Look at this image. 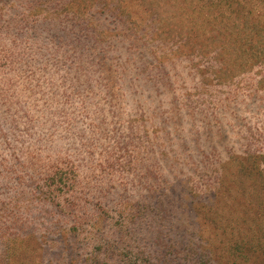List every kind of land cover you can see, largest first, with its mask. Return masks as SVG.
<instances>
[{"label":"rangeland","instance_id":"rangeland-1","mask_svg":"<svg viewBox=\"0 0 264 264\" xmlns=\"http://www.w3.org/2000/svg\"><path fill=\"white\" fill-rule=\"evenodd\" d=\"M56 1L0 0V264H234V241L264 245L261 3L234 40L176 1L172 31L107 13L101 36Z\"/></svg>","mask_w":264,"mask_h":264},{"label":"trees","instance_id":"trees-1","mask_svg":"<svg viewBox=\"0 0 264 264\" xmlns=\"http://www.w3.org/2000/svg\"><path fill=\"white\" fill-rule=\"evenodd\" d=\"M176 1V6H179L180 11H184L185 14L193 13L198 16L200 20L204 18L206 25L212 26L211 37L217 35L221 38L223 33L227 32V27L233 26L236 32L234 40L239 39L241 28L246 26V17L248 14L252 13V9H255L257 2L261 3L264 8V0H58L57 5L63 9L70 12V17L76 19L80 26L89 27L90 25L100 28V32L96 33L101 36L104 34L112 33L111 31L105 30L102 25H100L98 15L111 14L116 21L118 20L123 24V20L126 19L128 22H133L136 24V20L133 18L135 13L138 14H150V21L162 26L163 28L169 27L171 31L173 30V25L184 24L180 23L176 18L178 14L174 16H168L167 11H161L163 9H168L172 2ZM173 4V8L176 7ZM261 8V7H260ZM261 10L264 11V9ZM67 15V14H66ZM68 16V15H67ZM166 16V17H165ZM36 17V16H35ZM41 19V18H40ZM197 21V20H193ZM82 24V25H81ZM152 25V24H151ZM258 25L253 26L257 28ZM222 27V28H221ZM152 28V26H151ZM158 31L156 25H154L153 32ZM230 35V34H229ZM100 41L99 37L95 40ZM138 39V38H137ZM215 40V38H213ZM225 40V38H224ZM259 205L261 203H258ZM252 219L242 220L240 223V228H247L248 223H253ZM208 221V219H207ZM214 222V221H211ZM216 222V221H215ZM246 230H250V227ZM235 232H232L231 236H234ZM244 243L245 247H241L238 243ZM234 245L229 248L228 251V261L234 260V264H248L250 262V254H254L255 259H259L260 250L261 253L264 252V245H255L251 239H246L244 236L239 241H234ZM219 256L223 251L218 249ZM194 256H198V264H210L208 255H200V253H194ZM203 256V257H202ZM211 257V255H210ZM264 264V257H262Z\"/></svg>","mask_w":264,"mask_h":264}]
</instances>
